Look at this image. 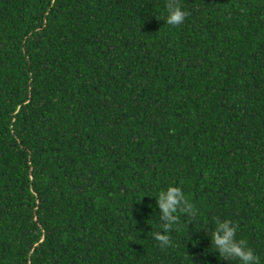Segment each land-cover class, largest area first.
Wrapping results in <instances>:
<instances>
[{
	"label": "trees",
	"instance_id": "obj_1",
	"mask_svg": "<svg viewBox=\"0 0 264 264\" xmlns=\"http://www.w3.org/2000/svg\"><path fill=\"white\" fill-rule=\"evenodd\" d=\"M166 3L0 0V264H237L216 218L264 264V0Z\"/></svg>",
	"mask_w": 264,
	"mask_h": 264
},
{
	"label": "clouds",
	"instance_id": "obj_2",
	"mask_svg": "<svg viewBox=\"0 0 264 264\" xmlns=\"http://www.w3.org/2000/svg\"><path fill=\"white\" fill-rule=\"evenodd\" d=\"M189 12L179 0H167L161 19L170 26H180L188 17ZM156 209H158V231L154 239L161 248L172 244L171 233L184 215L195 219L199 213L196 207L186 199L182 187L169 184L159 190L154 196ZM214 228L209 232L211 251L218 253L220 259L236 261L237 264H261V257L244 239H238V225L229 219L216 218ZM202 229V228H201ZM189 238V237H188ZM195 245L198 241H192Z\"/></svg>",
	"mask_w": 264,
	"mask_h": 264
}]
</instances>
